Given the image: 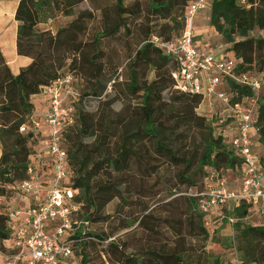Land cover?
<instances>
[{
	"label": "trees",
	"instance_id": "obj_1",
	"mask_svg": "<svg viewBox=\"0 0 264 264\" xmlns=\"http://www.w3.org/2000/svg\"><path fill=\"white\" fill-rule=\"evenodd\" d=\"M86 1L98 0H20L15 21L17 28V52L29 57L32 63L14 75L0 48V144L3 154L0 159V196H5L7 186L16 185L27 179V168L34 152V133H21L20 128L27 124L35 112L33 96L56 81L73 74L84 85L82 75L73 72L78 62L87 57V49L101 44L104 36L117 34L124 23L119 20L109 23L103 31L88 43L84 40L87 33L86 16L79 14L67 27L56 34L49 30L39 31L38 26L59 16H74V8ZM109 10L107 6L98 7L102 23L115 14L116 17L134 15L138 11L137 1L113 0ZM125 1H132L125 7ZM194 0H151L146 9L149 16L173 23L165 25L175 32L147 34L143 46L136 52L134 63L146 68H154L157 75L151 83L134 87L136 93H144V104L140 107L124 109L115 113L111 101H102L94 113L84 112L81 103L88 98L102 100L101 92L86 94L80 87L81 98L73 104L75 124L63 131V145L68 154V166L73 172L72 187L79 190L73 202L81 206L78 219L106 222L105 208L116 198L126 206L134 207L125 196L133 181L138 180L140 187L135 191L141 200V215L134 224L121 221L125 230L137 226L119 240L107 244L106 254L109 264H206L204 248L200 255L190 239L209 238L210 219L198 209L197 199L186 193L175 196L172 189L168 200L164 197L153 206L142 200H155L162 191L148 186L147 181L159 179L162 168L176 170L175 178L181 185H187L192 192L202 191L210 170L228 171L237 174L243 160L234 150L228 137L222 132L216 134L219 127L208 117L201 115L198 108L203 102L200 94L185 93L176 90L172 72L176 69L174 61L152 42L154 36L165 41L179 38L184 27L187 7ZM242 5L237 0H212L210 23L227 42L226 52L237 61L235 77H225L222 84L227 87L230 104L243 103L256 99L255 126L259 129V140L264 142V84L260 93L249 86L242 85L236 77L243 73H256L264 77V0H247ZM180 18V20H179ZM0 18V30L4 23ZM126 27V25H125ZM257 31L262 35L253 36ZM136 75L132 78L135 81ZM78 85V84H77ZM174 89L168 101L163 92ZM79 127V128H78ZM125 128L121 143L119 134ZM94 138L91 144L84 139ZM119 145L115 153L114 145ZM114 175L120 176L114 179ZM124 186V190H122ZM160 184L158 185V187ZM87 210L82 215V208ZM253 203L241 200L234 205L231 213L235 218L234 227L239 238L248 246L264 242V226L248 225ZM10 213H0V240L12 238V229L8 227ZM225 223H227L225 221ZM85 229L74 236L86 237L76 246L77 264H89L91 258L85 251L94 246V238ZM142 233L136 241V234ZM100 243L105 237L98 235ZM133 246V247H132ZM254 259L245 260L250 264ZM255 263L264 261L255 259ZM216 263H219L218 260Z\"/></svg>",
	"mask_w": 264,
	"mask_h": 264
},
{
	"label": "built area",
	"instance_id": "obj_2",
	"mask_svg": "<svg viewBox=\"0 0 264 264\" xmlns=\"http://www.w3.org/2000/svg\"><path fill=\"white\" fill-rule=\"evenodd\" d=\"M211 1L190 3L179 38L165 41L154 36L151 40L176 64L172 72L176 90L202 95L200 107L217 101L224 105L235 125V133L228 139L243 160L240 171L234 174L238 188H233L234 182L229 177L232 173L210 170L204 189L186 195L197 199L198 209L210 220L226 221L229 225H234L236 220L227 213L228 205L246 200L258 210L257 225L264 226V165L254 147V135L259 132L255 126L256 99L231 105L230 95L220 88L225 77H235L237 61L226 51L228 55L222 56L204 45L196 46L195 20L201 11L210 8ZM261 78L262 75L249 72L236 80L260 93L264 84ZM78 83L73 74H67L46 87L40 95L47 97L48 110L41 115L34 112L20 128L21 133H34L36 148L27 168V179L8 186L25 205L10 212L8 227L13 230V236L3 241L2 247L11 254L0 250L4 259L1 264H77L76 246L87 238L74 236L90 224L78 219L81 206L73 202L79 190L72 187L73 172L68 166L63 131L75 124L72 103L81 98ZM205 116L213 121V114Z\"/></svg>",
	"mask_w": 264,
	"mask_h": 264
},
{
	"label": "rangeland",
	"instance_id": "obj_3",
	"mask_svg": "<svg viewBox=\"0 0 264 264\" xmlns=\"http://www.w3.org/2000/svg\"><path fill=\"white\" fill-rule=\"evenodd\" d=\"M137 1L138 11L136 14L130 16L125 15L122 17H116L112 14L106 23H102L101 12L97 10L98 7L107 6L111 9V6L115 3L113 0H98L96 1H86L83 4L74 8V16L64 17L59 16L47 23L38 26L39 31H51L56 34L60 29L67 27L71 22H73L79 14H85L87 33L84 37L85 41L88 43L95 39V36L103 31L105 26L109 23H113L115 20H119V23H124V26L120 28L119 32L114 35L104 36L101 39V44H95L92 48L87 49V57L78 62L77 67L73 72H77L82 75L84 79V85L80 86L78 83L77 88H83L84 93L93 94L94 92L102 93V100L88 98L81 103V109L84 112L94 113L98 110L99 106L102 105V101H111L113 111L118 113L124 109H130L135 107H140L144 104V93H136L134 87L137 83L138 87H142L145 83H151L157 75V71L154 68H146L142 64L134 63L136 52L143 46V39L147 38V34L151 33H163L166 35H174L175 32L168 28H164L165 25H170L173 27V23L168 21H163L151 17L148 15L146 9L150 5L151 0H133ZM242 5H248L247 0H237ZM212 2V1H211ZM132 1H125L123 5L129 7ZM210 8L201 11L195 20V33L197 34V44L196 46L205 45L208 49L215 50L216 48L223 47L226 50L227 42L222 34H220L210 23ZM180 20V18H179ZM126 25V27H125ZM205 36L210 41H204L202 36ZM262 35L260 31H257L253 36ZM134 75L137 76L135 81L132 78ZM264 81V77L261 78ZM221 91L226 92L227 87L222 86ZM174 89H167L163 92L165 101H168L171 93ZM216 112L217 114L213 116V121L215 125L219 127L216 129V134L220 133L221 130H227V125L230 123L226 120L227 115L224 113V105L219 101L216 102ZM79 128V127H78ZM125 128H122L119 134V143L123 138ZM94 138L87 137L84 139V143L91 144L94 142ZM119 146V145H118ZM118 146L115 144L113 147V153L116 152ZM256 150V149H255ZM161 182L159 179L155 178L153 180L147 181L143 186L144 189L148 186H157L158 190L162 191L160 197L155 200L147 198L142 200V202L149 203L150 205L157 204L159 200L163 197L168 200L169 193L172 189V193L175 196L182 195L184 193H189L190 190L187 185H181L180 182L175 178L176 170L169 169L168 167L162 168ZM114 179L120 176L114 175ZM233 180L238 179L232 174ZM160 186L158 187V185ZM142 184L138 180L133 181L130 189L127 191L125 196L129 198V203H136L134 207L126 206L120 198L114 199L104 210L103 215L110 217V220L106 222H95L91 223L89 227H85L86 231L90 233L91 237L94 238V246H90L85 249L89 253L91 258L89 264H109L108 255L106 254L107 244L114 240H119L120 236L124 233L133 230L137 224L133 227L123 230L120 225L121 221L134 224L141 215V206H138L141 200L137 199V194L135 191ZM238 188V187H237ZM124 190V186L121 188ZM25 202L17 195V193L8 188L5 196H0V213H10L13 209L20 206H24ZM234 207V203L228 205V213H231ZM90 208H82V215L85 216L87 212H91ZM257 208H253L250 216L245 221L248 225L255 224L256 220L253 216L257 213ZM209 238L204 241L203 238L190 239L193 243L194 248L197 249V255H200L203 248L206 253L204 262L206 264H243V261H249L251 259H260L264 261V242L256 243L254 246H248L246 242H242L239 238L238 231L233 225L225 223V221L212 219L209 223ZM98 235L105 237L106 241L100 243L98 240ZM136 241L141 240L142 233L138 232L136 234ZM133 247V246H132ZM0 250L4 254H11L8 249L4 250L1 247L0 240ZM4 250V251H3ZM0 260L3 261V257L0 256ZM218 260L219 263H216ZM250 262V264H258ZM261 264H264L261 262Z\"/></svg>",
	"mask_w": 264,
	"mask_h": 264
},
{
	"label": "crops",
	"instance_id": "obj_4",
	"mask_svg": "<svg viewBox=\"0 0 264 264\" xmlns=\"http://www.w3.org/2000/svg\"><path fill=\"white\" fill-rule=\"evenodd\" d=\"M20 0H0V18L3 20L4 26L2 30H0V48L8 62V65L14 75L19 74L21 69L29 66L32 63V59L25 56L18 55L17 52V28L18 23L15 21V14ZM202 36V34H201ZM204 41H210L206 35L202 36ZM205 46V45H204ZM207 47V46H206ZM223 47H219L215 49V52L219 55H228L225 54V50ZM32 101L35 104V112L38 115L43 114L48 110L49 105L47 102V97L43 95H37L32 97ZM216 104V103H215ZM203 105L198 109V112L201 115H216L217 112L215 109L216 105ZM223 115H227L226 120L230 123L227 125V130H221L223 133L230 139L235 133V125L233 123V118L230 116L227 109L224 107ZM254 147L256 151L259 153L263 165H264V142L259 140L257 135H254ZM36 148V146H35ZM3 150L0 144V159L2 157ZM47 160V159H46ZM234 175V174H233ZM236 176V175H235ZM230 179L233 180L232 174H230ZM239 186L238 179L235 178V182L233 183V188L236 189ZM255 218V224L260 222V218L257 214L251 215ZM3 241H1V247L3 246ZM2 261L0 260V264Z\"/></svg>",
	"mask_w": 264,
	"mask_h": 264
}]
</instances>
